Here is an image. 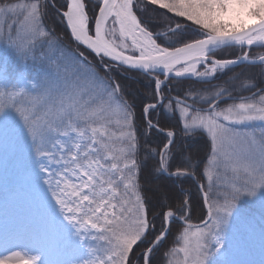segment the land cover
<instances>
[{"label": "snow or ice", "instance_id": "6c2138e0", "mask_svg": "<svg viewBox=\"0 0 264 264\" xmlns=\"http://www.w3.org/2000/svg\"><path fill=\"white\" fill-rule=\"evenodd\" d=\"M0 264H264V0H0Z\"/></svg>", "mask_w": 264, "mask_h": 264}, {"label": "rangeland", "instance_id": "374dc122", "mask_svg": "<svg viewBox=\"0 0 264 264\" xmlns=\"http://www.w3.org/2000/svg\"><path fill=\"white\" fill-rule=\"evenodd\" d=\"M6 71L10 75H17L18 76L23 71V68L21 66L17 65L15 62L10 61L7 64Z\"/></svg>", "mask_w": 264, "mask_h": 264}, {"label": "trees", "instance_id": "16d2710c", "mask_svg": "<svg viewBox=\"0 0 264 264\" xmlns=\"http://www.w3.org/2000/svg\"><path fill=\"white\" fill-rule=\"evenodd\" d=\"M156 142H158V141H154V143H156ZM192 191H193V194L195 195L196 194V190H195L194 186L192 187Z\"/></svg>", "mask_w": 264, "mask_h": 264}]
</instances>
